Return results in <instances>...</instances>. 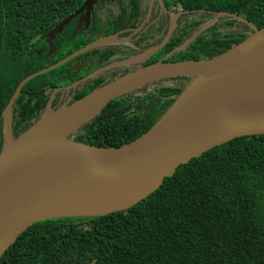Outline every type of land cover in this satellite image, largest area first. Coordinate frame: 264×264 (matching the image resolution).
Masks as SVG:
<instances>
[{
  "label": "trees",
  "instance_id": "trees-1",
  "mask_svg": "<svg viewBox=\"0 0 264 264\" xmlns=\"http://www.w3.org/2000/svg\"><path fill=\"white\" fill-rule=\"evenodd\" d=\"M86 0H0V153L3 113L28 76L64 60L85 46L126 28L143 16L139 0H118L113 24L99 17L98 0L88 13L49 33L77 12ZM170 12H206L178 26L169 42L147 62L211 59L246 39L201 26L213 15L241 18L264 28V0H161ZM210 12V13H207ZM228 21H233L228 18ZM194 39L174 52L189 38ZM145 36V35H143ZM140 38V51L158 46ZM116 51L98 48L28 82L11 110L13 137L34 127L51 95L59 109L113 81L105 72L75 89L88 75L112 63ZM167 55H169L167 57ZM89 57V63L76 61ZM190 77L161 79L113 99L71 138L97 147H118L145 134L184 91ZM168 82L163 83V82ZM149 86L152 89L149 90ZM264 264V135L235 139L179 166L160 188L123 212L99 218H63L38 222L24 232L0 264Z\"/></svg>",
  "mask_w": 264,
  "mask_h": 264
},
{
  "label": "water",
  "instance_id": "water-1",
  "mask_svg": "<svg viewBox=\"0 0 264 264\" xmlns=\"http://www.w3.org/2000/svg\"><path fill=\"white\" fill-rule=\"evenodd\" d=\"M96 1L86 0L49 36L57 34L84 11L89 13ZM155 2L163 7L161 0H150L147 15L135 32H139L148 21ZM172 17L169 33L158 46L144 52V59L168 43L177 15ZM118 35L100 38L57 64L28 76L5 109L4 143L0 153V260L19 237L38 222L99 218L129 210L157 191L164 179L172 177L179 166L235 139L264 135L263 28L254 29L247 39L217 57L179 62L159 60L114 79L66 106L69 110L100 90L112 87L91 117L59 139L39 127L45 116L52 115L51 106L61 91L57 89L40 121L19 138L13 137L11 110L28 82L81 55L107 46L118 39ZM243 45L247 50L230 55ZM110 68L108 65L99 69L67 90L98 78ZM199 68L209 72L200 75L195 71ZM173 77L191 79L171 107L141 137L118 147L92 146L70 137L99 116L113 99L149 82Z\"/></svg>",
  "mask_w": 264,
  "mask_h": 264
},
{
  "label": "flooded vegetation",
  "instance_id": "flooded-vegetation-1",
  "mask_svg": "<svg viewBox=\"0 0 264 264\" xmlns=\"http://www.w3.org/2000/svg\"><path fill=\"white\" fill-rule=\"evenodd\" d=\"M148 6H149V3L145 9H142L143 16L141 18L140 23L138 24V26L136 28H126L124 30H121L119 32H115V33L111 34V35L119 34L118 39L109 43L107 46L101 47V48H110V49H113L114 51H116L115 55L112 58V63L116 59V57L120 58L119 61H117V62H121V61L126 62V63L121 62V63H119V65H115V67L113 66L109 70L105 71V72L110 71V72L115 73V76L112 78L113 80L118 78V77H121V76H123L129 72L134 71V69L137 67H145L147 65H150V63L147 64V62L150 60V58L154 54H156L159 51H157L156 53H153L148 58L144 59L142 62H139L138 64H133L130 60L131 53H133V52L136 53V52L140 51L138 48H136L134 46V43L137 42V40H140V38H142L143 35H145L143 37H146V36L148 37L149 42L157 40L158 38L161 39V42H162L170 31V28H171V25L173 22V19H172L173 14L177 15V17L175 19V28L173 30L171 37L176 32L178 26H183L185 24L190 25L192 22L194 23L196 20L202 19L204 17V15H206L205 14L206 12H203V11L202 12H198V11L182 12V11L176 10L175 12L174 11L170 12V11H167L166 9H164V7H161L158 2H155L153 7H152L151 14H150L148 21L145 23V25L143 26V28L139 32H135V30L141 25L142 21L145 19L146 15H147ZM162 6H163V4H162ZM118 12H119V9H118L117 13L110 14L103 21H109L113 24L115 19H112V16L113 15L116 16L118 14ZM207 13H210V12H207ZM228 18H231V20H233V21H228ZM237 24H241V27L238 26ZM212 25H215L218 28V31H220L223 34L224 33H235V34H239V35H245L246 39L251 34H253V30L255 29L251 24L247 23L245 20H243L241 18L229 16L226 13H217V14L213 15L212 18L207 20L201 26V29L199 31L201 32L205 28L212 26ZM111 35H109V36H111ZM195 36L196 35L192 36L191 38L194 39ZM171 37H170V39H171ZM115 42H117V43H115ZM126 42L128 43V45L125 44ZM184 44H182L180 47L175 49L174 52L181 50L182 48H184L187 45L186 44L184 46ZM152 48H154V47H152ZM152 48H149V49H152ZM149 49H146V51ZM121 54H123V55H121ZM120 55L122 57H119ZM168 56L169 55H167V57ZM163 59L164 58H162L160 60H163ZM89 61H90V58L85 57L82 60L76 61L75 64L77 67H80L81 64L86 65V63H89ZM70 101H71V98H70Z\"/></svg>",
  "mask_w": 264,
  "mask_h": 264
},
{
  "label": "bare ground",
  "instance_id": "bare-ground-1",
  "mask_svg": "<svg viewBox=\"0 0 264 264\" xmlns=\"http://www.w3.org/2000/svg\"><path fill=\"white\" fill-rule=\"evenodd\" d=\"M245 50H247V46L243 45L232 51L230 55L237 54ZM195 71H197L200 75H202L205 71L209 72L208 69L201 70L200 68L198 70L195 69ZM111 90L112 87L104 88L69 110L63 109L58 113L45 116L39 125L40 130L49 133L57 139L66 137L78 126L80 122L88 119L95 113L99 106L105 101Z\"/></svg>",
  "mask_w": 264,
  "mask_h": 264
},
{
  "label": "rangeland",
  "instance_id": "rangeland-1",
  "mask_svg": "<svg viewBox=\"0 0 264 264\" xmlns=\"http://www.w3.org/2000/svg\"><path fill=\"white\" fill-rule=\"evenodd\" d=\"M140 1V5H141V8L142 9H145L146 7H147V5H148V3H149V0H139ZM98 2H99V8H98V13H99V17L102 19V20H105L106 19V17L107 16H109L110 14H115V13H117V11H118V0H98ZM173 19V18H172ZM240 23V22H239ZM238 26H240L241 27V24H237ZM204 28V27H203ZM188 41V40H187ZM186 41V42H187ZM126 45H128V43L126 42L125 43ZM128 47V46H127ZM144 51H146V50H144ZM144 51H139V52H136V53H131V56H130V60H133V64H138L139 62H142L143 61V54H144ZM121 55H123V54H121ZM119 56V57H122V56ZM146 58V57H145ZM119 59L120 58H117L116 57V59L113 61V63H111L110 65H111V67H113L114 65H116V64H118L119 65V63H126L125 61H121V62H117V61H119ZM129 60V61H130ZM115 67V66H114ZM155 81H157V80H155ZM155 81H152V82H155ZM152 82H149V83H147V84H145V85H149L150 83H152ZM163 83H168V82H163ZM144 86V85H143ZM142 87V86H141ZM140 88V87H139ZM138 89V88H137ZM149 90H151L152 89V86H149V88H148ZM136 90V89H135ZM134 91V90H133ZM129 93V92H128ZM65 98L63 99V104L64 105H62L59 109H52L51 108V111H50V114H53V113H56V112H58V111H60V110H63V109H66V106H68V103L70 102V97H69V95H68V93H65V96H64ZM81 129V128H80ZM79 129V130H80ZM78 130V131H79ZM77 131V132H78ZM74 134H76V133H73L72 135H74ZM71 135V136H72ZM70 136V137H71Z\"/></svg>",
  "mask_w": 264,
  "mask_h": 264
}]
</instances>
